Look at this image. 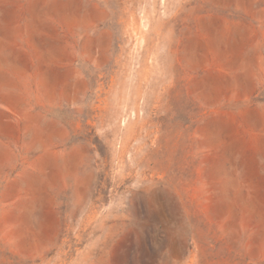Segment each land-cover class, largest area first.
Segmentation results:
<instances>
[{"label":"rangeland","instance_id":"374dc122","mask_svg":"<svg viewBox=\"0 0 264 264\" xmlns=\"http://www.w3.org/2000/svg\"><path fill=\"white\" fill-rule=\"evenodd\" d=\"M0 264H264V0H0Z\"/></svg>","mask_w":264,"mask_h":264}]
</instances>
